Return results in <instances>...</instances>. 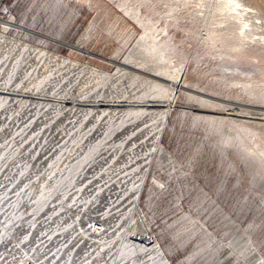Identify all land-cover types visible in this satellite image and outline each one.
Returning a JSON list of instances; mask_svg holds the SVG:
<instances>
[{
  "label": "rangeland",
  "instance_id": "1",
  "mask_svg": "<svg viewBox=\"0 0 264 264\" xmlns=\"http://www.w3.org/2000/svg\"><path fill=\"white\" fill-rule=\"evenodd\" d=\"M196 1L0 0V264H160L144 247L132 249V238L110 256L94 246L84 259L80 243L65 242L95 213L108 228L110 217L117 222V241L125 238L137 216L126 205L131 184L167 264L264 258V111L255 112L264 82L252 92L223 81L264 80L254 73L264 51L225 56L206 38L211 1ZM126 58L166 69L180 86L165 113L162 101L149 104L132 130L137 139L114 141L137 105L155 101L151 78L119 70ZM151 134L158 139L149 143ZM114 192L118 216L109 206L95 210Z\"/></svg>",
  "mask_w": 264,
  "mask_h": 264
},
{
  "label": "bare ground",
  "instance_id": "2",
  "mask_svg": "<svg viewBox=\"0 0 264 264\" xmlns=\"http://www.w3.org/2000/svg\"><path fill=\"white\" fill-rule=\"evenodd\" d=\"M199 1L201 2V0H199ZM204 1H206V0H204ZM209 1H211V2L208 5V10L206 12L207 14H206L205 19H204V22H205V25H206V28H207L205 30L206 33H207L206 34V38H208L211 41H217V42L219 41V43H221L222 46H223V48L221 49L222 50L221 52H223L225 54V56H226V54H228V51L229 50H232L233 52H235V53H232V56L233 55L234 56L235 55L241 56L240 54H243V53H247V54H249L251 56L253 55L255 58H257L258 56H260V53H262L264 51V19H263L264 18V15H262L264 13V3H263L264 1H262V0H249L248 2H251V3H248L245 0H209ZM182 3H184V2H182ZM207 3H209V2H207ZM184 4H186V3H184ZM202 5H204V4L201 3V6ZM195 6H196V4H195ZM201 6H200V8H201ZM200 8L198 10H199V12H202L203 11V8L202 9H200ZM191 14H192V12H191ZM197 14H198V12H197ZM197 14H196V16H197ZM217 15H219L220 18L215 19L214 17L215 16L217 17ZM210 24H213L215 26L209 27ZM0 38H1V36H0ZM229 39H230L231 42L229 41ZM252 43L255 44V45H252L251 46ZM21 45L23 46V44H21ZM209 46H210V44H209ZM248 49L252 50L251 53H248L247 52ZM37 52L43 53L42 50H37ZM46 56L47 57H50L53 61H56V62L60 61V62H64L65 63V61L62 58H59V57H57L55 55H52V54H49L48 53V54H46ZM130 57H127V58H130ZM230 57H231V54H230ZM127 58L124 61L121 62L120 66L118 67L119 70L120 71L129 70L130 73H132L133 75H140V76L143 77V81H144V79L147 80L146 78H149V79L151 78V80H149L150 81V86H148V87L151 89L152 92L150 91V96H148V100H155V101L141 102L140 105H137L136 106L137 109H134V110L135 111L138 110L137 112L139 114L136 115V117L137 116L141 117L143 115L142 116V119H140V120L138 119L137 120L136 117H135V119L134 120H131L127 124L126 127H121L117 132H115L116 135H114L115 136L114 137L115 138L114 141L115 140H118V139H129V138L130 139H133V140L137 139V138H135V136L132 137V135H131L133 133L132 130L139 128L140 125L143 122L146 121V118L143 119V117H144V113L147 112V110H150V107H148L149 104L151 102L157 103L158 101H162V103H161V105L159 107V112H160V114H162L163 112L165 113L166 109L168 108L167 101H168V93H169V91H172L174 89L176 90L180 86V83H178L177 78L175 76H172V74H169L166 69L160 70L162 73L159 71V69H154L153 71H149L146 68H144V64H145L144 63V60L143 61H139L138 63L137 62L136 63H131L132 61L131 62L127 61L128 60ZM231 61L233 62V59ZM68 64L70 65V63H68ZM225 66H223V68ZM146 67H147V65H146ZM231 67L232 66L230 65V68ZM226 68L228 69L229 67H225V69ZM257 68H256L257 71L255 70L254 73L259 72V74H260L262 72L261 74L264 75V66L263 65H260V64H257ZM87 69H89V68H87ZM164 70H166V71H164ZM222 72H223V70H222ZM254 75H253V73H251L249 75V77H247L248 79H245V77L243 78L242 75H241L242 76V79H235L233 77H227L226 74H225L224 75L225 78L223 79V81L225 80V82L228 81L229 83L232 82V83L239 84V85L241 84V86H243L245 88V90H247V89L250 88V91L252 90V92H253V89L254 90L256 88H259L260 89L261 86H262V85L260 86V84L262 82H264V80H262V79L260 80V77H258L257 74H256V76H254ZM237 76H239V75H237ZM247 76H248V74H247ZM213 77H214V75H213ZM256 79H257V82H253V80H256ZM258 80L261 83H259ZM227 83H225V84H227ZM230 87H231V84H230ZM192 88H190V89L189 88H186V89L184 88V89L186 91L191 92V94H192V93L196 92ZM197 93H199V91H197ZM194 94H196V93H194ZM199 94H201V93H199ZM262 96L264 98V93L261 96H259V97H262ZM195 97H196V95H195ZM198 100L200 102L202 101L201 99H198ZM207 103H206V105H207ZM243 108H245L246 110H248L247 108H254V107L253 106L252 107L245 106ZM256 108L258 109V110L255 111L257 113H261V112L264 111V106H256ZM150 130L151 129L148 130V133L149 134L151 132ZM97 131H99V129H97ZM156 138H157L156 134L152 135L150 137V140L151 141H149V143L150 142H155L158 139V138L157 139ZM134 142L135 141H132L130 143L131 145L129 144V146H132V143H134ZM134 179L135 178H133V180ZM136 186L135 187L134 186L132 187V184H131V187H130L131 191H128V192H130V194L127 196L129 198L127 199V204L126 205H129V206L131 205L130 209H132V212H135L137 214V216L134 219V221H132V223H128V224H131V225L128 226L130 228L129 233H127V235L125 236V238H122L121 237V238H119L120 241H117L118 234H116V236H115V233H116V230H117V228L115 226L116 225L118 226V224H117V222H113V220L111 219V217H110V219L108 218L109 220L106 223L110 227L109 228L110 229L109 230L110 236L112 238H116V237L117 238L113 240V242H112L111 245L107 246L108 248L106 249L105 252H103L102 249H101V248H104L103 246L101 248H99V250L101 252H103V254H104L103 256H110L111 254L114 253L113 251H115V248L118 247V245L120 244L121 240L127 239V241H128L129 238L130 239L132 238V241L130 240L131 242H129L130 244L131 243L132 244L134 243L132 249L134 247H136V246H139V248L140 247H144L145 252L150 253L151 256H155L160 261L159 262L160 264H167L165 262V260L163 259V256H162L160 250L155 245V242H154V240L151 237V233L149 232L146 223L143 221L142 216L138 212V208H137L136 202H135L136 195H137V190H138ZM111 187H112V185H111ZM111 187L109 185H107L106 187H104L105 191L103 192L102 197L109 190V188L112 189ZM114 195H115V198H113L112 200L108 199L107 201H104V200L101 201L100 202V206L97 207V208H95V210H102V209H105L107 206H109L111 209L114 210V212L120 211V209H122V207H121L122 201H120L121 200V195L117 194L116 192H114ZM125 202H126V200H125ZM79 205H80L79 203L76 204V206H73L72 205L71 208H73V209H71V210H73L75 213L80 212L81 207H79ZM49 208H51L52 211H54V209H57V206L54 203H52V205ZM114 216H118V213L117 212L115 214L113 213L112 214V217H114ZM56 237H57V235H54L53 236V239L55 240ZM139 239H141V241H142L141 244L137 243ZM59 241H61V240H59ZM66 241L67 242L68 241L69 242H73V239H71V240L70 239H66L65 242ZM60 243H62V242H60ZM110 247H115V248L114 249H111ZM59 248H57V249H59ZM135 250L136 251H139L138 248H136ZM145 252H144V254H145Z\"/></svg>",
  "mask_w": 264,
  "mask_h": 264
},
{
  "label": "built area",
  "instance_id": "3",
  "mask_svg": "<svg viewBox=\"0 0 264 264\" xmlns=\"http://www.w3.org/2000/svg\"><path fill=\"white\" fill-rule=\"evenodd\" d=\"M97 216L96 213L94 215H85L82 222H78L74 225L76 232L72 231L71 235H68L69 239H75L72 242L74 244L76 243L75 246L79 243L80 246H82L84 253L81 257L83 259L90 254L94 246L98 247V249L102 246H109L115 239L110 236V229L107 225L101 220H97Z\"/></svg>",
  "mask_w": 264,
  "mask_h": 264
},
{
  "label": "snow or ice",
  "instance_id": "4",
  "mask_svg": "<svg viewBox=\"0 0 264 264\" xmlns=\"http://www.w3.org/2000/svg\"><path fill=\"white\" fill-rule=\"evenodd\" d=\"M261 242L264 243V241ZM248 264H264V258L256 260L255 257H253L251 260L248 261Z\"/></svg>",
  "mask_w": 264,
  "mask_h": 264
}]
</instances>
